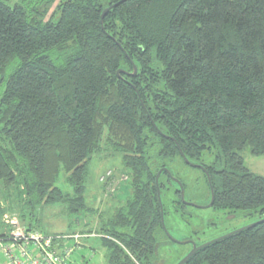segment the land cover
<instances>
[{"label": "trees", "instance_id": "1", "mask_svg": "<svg viewBox=\"0 0 264 264\" xmlns=\"http://www.w3.org/2000/svg\"><path fill=\"white\" fill-rule=\"evenodd\" d=\"M6 1L0 188L16 193L21 210L63 202L71 213H97L87 204L88 161L121 152L131 194L86 233L101 234L104 264H166L156 177L162 170L166 223L168 191L179 195L175 207L191 206L165 171L177 178V162L189 165L182 151L210 175L212 208L264 218V176L241 154L248 146L264 155V0H61L57 22ZM61 174L72 192L57 185ZM17 208L0 206V225ZM186 264H264V222Z\"/></svg>", "mask_w": 264, "mask_h": 264}, {"label": "rangeland", "instance_id": "2", "mask_svg": "<svg viewBox=\"0 0 264 264\" xmlns=\"http://www.w3.org/2000/svg\"><path fill=\"white\" fill-rule=\"evenodd\" d=\"M61 0H7V5L14 7L21 5L27 9L32 8V13L39 16L45 22L59 19L58 4ZM45 9L47 12L41 14ZM138 71V70H137ZM122 76V75H121ZM246 166L255 174L264 176V155H255L250 147L241 151ZM208 152L204 156L205 162L213 160L214 156ZM177 178L184 181L185 198L188 202L205 205L210 201L209 181L204 170L185 165L178 161L174 167ZM124 169L123 155L121 152L103 149L91 156L87 165L86 197L89 208L92 211L86 213H71L68 205L63 202L42 204L21 210L22 206L15 195L6 197L8 193L0 188V206L18 207L10 210L7 214L20 216L26 226L39 230L45 234H74L86 233L95 227L99 214L103 210L124 202L131 194V187ZM57 185L64 191L72 192V187L66 181L65 175L61 174ZM167 228L171 235L179 240H195L198 244L219 237L234 229L240 228L258 220V213L246 216L244 213L231 214L230 210L210 208H197L188 206L182 208L174 203L179 195L173 191L166 193ZM119 202H118V200ZM20 204V205H19ZM182 209V210H179ZM19 210V212H18ZM109 210V209H108ZM4 229V227H2ZM8 228L6 227V230ZM93 234V233H87ZM95 234L98 235L97 232ZM163 246L159 252V259H164L166 264H174L184 257L192 249L190 243L169 242L167 236L162 235ZM79 249L75 254L77 262L84 261L86 264H104L107 250L102 244L100 236L84 237ZM1 248V246H0ZM82 258V259H81ZM5 260V261H4ZM0 261L6 263V259L0 250Z\"/></svg>", "mask_w": 264, "mask_h": 264}, {"label": "built area", "instance_id": "3", "mask_svg": "<svg viewBox=\"0 0 264 264\" xmlns=\"http://www.w3.org/2000/svg\"><path fill=\"white\" fill-rule=\"evenodd\" d=\"M91 236L98 235L95 232L45 234L28 228L16 215H5L0 225V249L5 264H85L76 261L75 252L81 247V240Z\"/></svg>", "mask_w": 264, "mask_h": 264}, {"label": "water", "instance_id": "4", "mask_svg": "<svg viewBox=\"0 0 264 264\" xmlns=\"http://www.w3.org/2000/svg\"><path fill=\"white\" fill-rule=\"evenodd\" d=\"M119 3H120V2L114 4L113 6H110V7L106 8V9L104 10V12L102 13V16H101V20H102V22L104 21V17L106 16L107 12H108L112 7L117 6ZM132 62H133V61H132ZM134 68H135V73H136V72H137V67H136L135 65H134ZM122 71H123V70H122ZM122 71H121V70L118 71L119 76H120V74H121ZM155 126H156V125H155ZM162 134H163V133H162ZM165 136H166V135H165ZM181 153H182L183 158L185 159V161H186L187 164H189L190 166H193V167L201 168V169H203V170L205 171V173L208 175V181H209L210 188H211V200H210V202H209L208 204H205V205H198V204H195V203H192V202H188V201L186 200V198H185V188H184L182 182H181L179 179H177L175 176H173V175L171 174V172H170L168 169H165V171H166V172L172 177V179L175 180V181L179 184V186H180V191H181V199H182V201H183L185 204H189V205L194 206V207H197V208H210V207H212L213 204H214V201H215V190H214V188H213L212 180H211L210 175L208 174L207 170H206L202 165L192 163L191 161H189V160L187 159V157L184 155V153H183L182 151H181ZM161 173H162V170H160L159 173L157 174L156 180H157V185H158V190H159V194H158V195H159V200H160L161 210H162V226H163V229H164V231L166 232L167 236H168L172 241L179 242V243H181V244L191 243V244L193 245V246H192V249L189 251V253L186 254V255H185V256H184V257H183V258H182L177 264H186V263L189 261V259H190V258H191L196 252H198L199 250H201V249L207 247L208 245H210V244H212V243H215V242H217V241H220V240H222V239H224V238H227V237L232 236V235H234V234H236V233H239V232H241V231H243V230H245V229H249V228H251V227H254V226H256V225H258V224L264 222V218H261V219L255 221V222H252V223L247 224V225H245V226H242V227H240V228L234 229V230H232V231H230V232H227V233H225V234H223V235H221V236H219V237H216V238H214V239H211V240H209V241H207V242H204V243H202V244H200V245H197L196 242H194V241H192V240L179 241V240L175 239V238L171 235V233L168 231L167 226H166V223H165L164 209H163V205H162V201H161L160 187H159V183H158V179H159Z\"/></svg>", "mask_w": 264, "mask_h": 264}, {"label": "flooded vegetation", "instance_id": "5", "mask_svg": "<svg viewBox=\"0 0 264 264\" xmlns=\"http://www.w3.org/2000/svg\"><path fill=\"white\" fill-rule=\"evenodd\" d=\"M192 241H194V242H196L195 240H193V239H191ZM209 241V240H208ZM207 242V241H206ZM204 243V242H203ZM191 244V243H190ZM196 244L197 245H200V244H198L197 242H196ZM202 244V243H201ZM191 246H193L192 244H191ZM189 253V252H188Z\"/></svg>", "mask_w": 264, "mask_h": 264}, {"label": "crops", "instance_id": "6", "mask_svg": "<svg viewBox=\"0 0 264 264\" xmlns=\"http://www.w3.org/2000/svg\"><path fill=\"white\" fill-rule=\"evenodd\" d=\"M83 240H81V242H82ZM82 247H83V245H81ZM1 250V249H0ZM5 261V260H4ZM0 264H4V262H2V261H0Z\"/></svg>", "mask_w": 264, "mask_h": 264}]
</instances>
